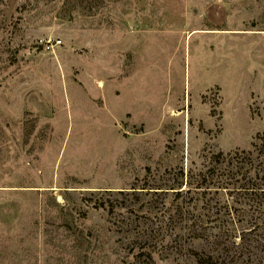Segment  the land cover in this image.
Returning <instances> with one entry per match:
<instances>
[{
	"label": "rangeland",
	"instance_id": "1",
	"mask_svg": "<svg viewBox=\"0 0 264 264\" xmlns=\"http://www.w3.org/2000/svg\"><path fill=\"white\" fill-rule=\"evenodd\" d=\"M241 151L264 0H0V264H264Z\"/></svg>",
	"mask_w": 264,
	"mask_h": 264
},
{
	"label": "trees",
	"instance_id": "2",
	"mask_svg": "<svg viewBox=\"0 0 264 264\" xmlns=\"http://www.w3.org/2000/svg\"><path fill=\"white\" fill-rule=\"evenodd\" d=\"M242 154L246 155V159H242V157H238V155H234L237 157L234 159L231 157L227 163L228 164H234V168L237 167V164H241L243 169L247 170L245 171V175H241L239 179L235 180V184L239 182V186L242 187H259L264 185V177L261 175L258 177L260 179V182H255L253 181L251 175H247V172H250V168H254V158L252 157V152L251 151H241ZM221 154V153H220ZM222 155V154H221ZM234 159V162H233ZM236 164V165H235ZM241 166H239L240 169ZM256 169V166L255 168ZM258 172L263 171L264 172V166H261L260 169L257 170ZM257 175V174H256ZM254 175V178L257 176ZM233 178H231L232 180ZM234 180V179H233ZM246 188H244L246 190ZM248 197L251 198H258V200H264V191L262 192H257L256 190L252 189L250 192L246 193ZM254 200V199H253ZM240 254V253H239ZM232 254L231 250L228 249L223 253L222 251L217 253H203L202 255H199V253H196V261L197 264H242V257L241 254Z\"/></svg>",
	"mask_w": 264,
	"mask_h": 264
}]
</instances>
